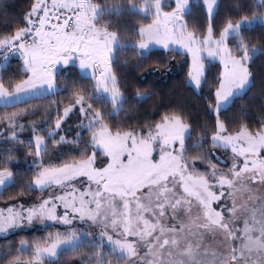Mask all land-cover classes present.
<instances>
[{
	"label": "snow or ice",
	"instance_id": "1",
	"mask_svg": "<svg viewBox=\"0 0 264 264\" xmlns=\"http://www.w3.org/2000/svg\"><path fill=\"white\" fill-rule=\"evenodd\" d=\"M257 59L264 0H30L0 29V264H264V108L227 117ZM177 60L197 115L130 119L127 76Z\"/></svg>",
	"mask_w": 264,
	"mask_h": 264
},
{
	"label": "trees",
	"instance_id": "2",
	"mask_svg": "<svg viewBox=\"0 0 264 264\" xmlns=\"http://www.w3.org/2000/svg\"><path fill=\"white\" fill-rule=\"evenodd\" d=\"M228 3L229 0H225V4ZM29 5L30 0H0V29H3L6 25H10L13 21L21 18L28 11ZM132 23H135V21H132ZM127 59L129 65L135 63V59L131 54H127ZM181 63L182 61L177 60V62L171 66L172 70L170 72L162 68L154 75L147 76L146 79H142V72H131L130 75L127 76L131 94H134L135 90L140 88L141 91L147 89L154 95V99L148 101L143 107L132 105L131 114L129 116L130 119L132 114H138L141 122L145 118L159 119V115H161L169 105H187L188 109L193 112V116L195 117L197 115V99L181 87L187 71L186 67H180ZM11 70H16L15 62H13ZM252 70L255 74V83L257 86L253 88L252 92L244 96L243 99H238L236 101L232 110L227 113L228 118H233L241 108L248 113L249 121L258 119L260 116L261 110L264 108V94H261L260 88L261 84H264V61L257 59ZM127 71V68L122 67V74ZM214 74L215 70H213V75ZM205 91H207V89H205ZM54 99L58 100L60 97H55ZM44 103L47 104L48 102L45 101ZM25 138H27V133L25 134ZM19 159V170L23 171L26 168L24 156L20 155ZM5 199L6 196L0 197V204H3ZM23 235L29 238H39L40 236H46L47 232L36 230L26 232ZM10 239L18 243L19 236L14 235L11 236ZM3 242L4 241H0V243ZM63 264H73V261L71 258H65Z\"/></svg>",
	"mask_w": 264,
	"mask_h": 264
},
{
	"label": "rangeland",
	"instance_id": "3",
	"mask_svg": "<svg viewBox=\"0 0 264 264\" xmlns=\"http://www.w3.org/2000/svg\"><path fill=\"white\" fill-rule=\"evenodd\" d=\"M32 199H35V198H32ZM0 205H2V204H0ZM57 227H61V226H57ZM36 230H40L39 226H37L36 229H34V230L30 229V230H28L27 232H30V231H36Z\"/></svg>",
	"mask_w": 264,
	"mask_h": 264
}]
</instances>
